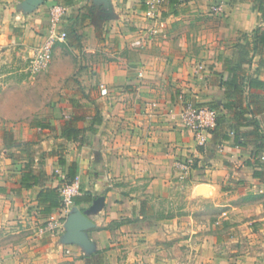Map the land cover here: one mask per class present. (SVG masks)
Masks as SVG:
<instances>
[{"label":"crops","instance_id":"0c3cea01","mask_svg":"<svg viewBox=\"0 0 264 264\" xmlns=\"http://www.w3.org/2000/svg\"><path fill=\"white\" fill-rule=\"evenodd\" d=\"M256 1L0 0V91L29 69L54 4L69 7L53 52L71 54L61 80L73 89L55 120L0 125V264H264ZM181 96L217 110L205 147L182 123ZM68 119L77 140L61 134ZM71 173L82 199L47 213L39 194ZM201 197L228 200L221 220L191 216Z\"/></svg>","mask_w":264,"mask_h":264},{"label":"rangeland","instance_id":"374dc122","mask_svg":"<svg viewBox=\"0 0 264 264\" xmlns=\"http://www.w3.org/2000/svg\"><path fill=\"white\" fill-rule=\"evenodd\" d=\"M64 41H57L56 45ZM59 48L65 50L64 47ZM33 57L25 59V66L29 69H14L12 75H8V83L0 91V125L1 130L12 128L21 122L33 121L36 113L42 112L46 120H55V114L66 109L61 106L60 97L63 92L71 94V85L63 84L64 76H71L70 71L71 54H57L52 51L51 59L46 66L39 71H32L30 65ZM7 71V70H6ZM9 71V70H8ZM77 93L88 92L87 86H79ZM66 180H70L66 178ZM230 201V200H229ZM228 203L226 198L201 197L193 199L189 206L191 216L202 222L221 220L223 216V205ZM183 204V202H180ZM167 214H156V217ZM172 215V214H170ZM137 264V262H134ZM151 260L142 264H153ZM141 264V263H139Z\"/></svg>","mask_w":264,"mask_h":264},{"label":"built area","instance_id":"2783aa9c","mask_svg":"<svg viewBox=\"0 0 264 264\" xmlns=\"http://www.w3.org/2000/svg\"><path fill=\"white\" fill-rule=\"evenodd\" d=\"M164 0H150L153 8H158ZM69 12V7L54 4L50 8L49 34L44 43L35 53L32 59V70L39 71L48 64L51 59L53 47L57 41H66L69 33L64 29L63 23ZM181 110V120L186 129L193 133L199 147H205L209 133L217 126V110L194 101L184 100ZM61 195L62 207H69L74 203L75 196L81 194V182L79 177L73 180L60 179L57 185Z\"/></svg>","mask_w":264,"mask_h":264},{"label":"trees","instance_id":"16d2710c","mask_svg":"<svg viewBox=\"0 0 264 264\" xmlns=\"http://www.w3.org/2000/svg\"><path fill=\"white\" fill-rule=\"evenodd\" d=\"M255 9L257 12L261 13V15L264 17V0H257L255 2ZM255 38L257 42H260L261 44H264V25L261 26L260 28H257L255 30ZM235 77L228 82V85H235L234 83ZM101 119L97 120V123L101 124L102 120ZM38 126H49V124H45L43 122H38L36 123ZM93 131H96L95 128H92ZM82 130L78 127L76 120L73 119H68L66 120L62 130L61 134L65 136L67 139L70 140H77L79 138L80 132ZM74 166V165H73ZM72 167V166H71ZM70 180H73L76 176L75 174L71 173ZM82 199L80 195L75 196L74 202L78 203ZM86 199V198H85ZM39 202L40 204H45L46 206V212L50 213L53 209L62 206V201L60 197V193L58 191L57 187H52V186H46L41 193L39 194Z\"/></svg>","mask_w":264,"mask_h":264}]
</instances>
